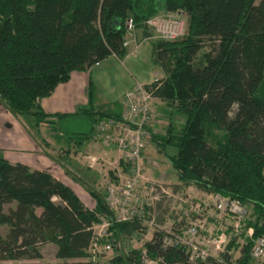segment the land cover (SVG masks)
Wrapping results in <instances>:
<instances>
[{"label":"trees","instance_id":"16d2710c","mask_svg":"<svg viewBox=\"0 0 264 264\" xmlns=\"http://www.w3.org/2000/svg\"><path fill=\"white\" fill-rule=\"evenodd\" d=\"M162 11L184 13L186 34L152 38L144 22ZM128 18L140 42L151 41L152 66L163 75L143 84L168 112L178 114L175 125L169 122L161 131L149 124L152 110L144 139L164 152L181 186L244 203L243 230L252 227L251 237L242 247L231 235L218 255L221 262L212 257L190 262L183 247L163 242V229L126 250L124 242L140 239L146 225L137 218L117 222L106 192L83 181L84 173L78 177V169L64 168L86 188L92 207L49 171L11 163L0 154V229L6 228L0 231V264H144L143 250L160 264H231V250L238 247L242 264L249 261L252 239L264 232V100L257 94L264 76V0H164L163 10L160 0H0V103L15 117L31 116L35 126L47 123L81 147L97 133L100 120L120 121L124 105L120 114L95 109L90 96L89 105L73 112L47 113L40 100L72 72L128 58ZM167 147L176 152L166 153ZM104 219L107 244L115 253L102 260L91 244L92 227ZM49 242L56 245V261L18 262L40 260V248Z\"/></svg>","mask_w":264,"mask_h":264},{"label":"built area","instance_id":"2783aa9c","mask_svg":"<svg viewBox=\"0 0 264 264\" xmlns=\"http://www.w3.org/2000/svg\"><path fill=\"white\" fill-rule=\"evenodd\" d=\"M144 24L153 31L152 38L164 40L182 37L187 30V22L180 11H162L146 19ZM126 27L131 32V37L124 42V46L128 48L127 56H129L134 54L139 43L134 37L135 27L131 18L127 19ZM153 99L151 87L147 88L145 84L135 81L124 94L122 119L120 121L111 118L102 119L96 127L97 136L104 138L108 143H114L120 158L128 167L126 175L118 181H108L105 188V200L117 222L135 218L142 219L144 222L146 219L144 206L148 203L140 198L138 193L140 186L145 185L149 195L156 193L151 196L152 198L158 199V194H167L162 179H153L144 171L143 126L152 117ZM210 196L214 198L213 204L211 202L210 204L196 203L191 207L194 217L188 219V225L180 232L176 228L175 233L165 230L163 242L167 245L183 247L190 262L205 261L209 257L221 262L218 255L224 252L231 235H237L240 240L242 236L251 237L253 233L251 227L243 230V220L248 215V209L244 203L220 195ZM212 219L216 229L214 233L210 232L208 227ZM148 224L150 227L156 226L154 218H151ZM101 225L108 227L109 222L104 219ZM97 239L98 235L94 237L93 246ZM249 254L250 258L246 264H264V232L252 239ZM240 256L234 257V262L231 264H242ZM141 259L144 264H160L159 260L149 258L145 250L142 252Z\"/></svg>","mask_w":264,"mask_h":264},{"label":"rangeland","instance_id":"374dc122","mask_svg":"<svg viewBox=\"0 0 264 264\" xmlns=\"http://www.w3.org/2000/svg\"><path fill=\"white\" fill-rule=\"evenodd\" d=\"M258 1V0H257ZM160 7L163 10L164 8V0H160ZM182 13V12H181ZM183 18L185 21L186 15L182 13ZM131 37V36H130ZM141 38H137V42L140 41ZM143 43V44H142ZM142 46L136 50L135 57L132 56L129 58V60H117L112 59L109 61H100L96 64H94L91 67V75H93V78L95 80V86H97V91H99V104L101 105V108L105 110H110L113 112H118L121 109L120 106V97L125 91V89L128 87L130 82H133L134 80L138 81L139 83H146L145 80L149 79L151 77L152 80L156 79L159 80L162 75L161 70L157 66H152L151 62V41L146 40L142 41ZM148 82V83H149ZM257 94L264 100V77L261 81L259 88L257 89ZM124 96V95H123ZM165 105L164 103L158 101V100H152V107L156 109L157 115L160 114L159 119H154L149 124L151 126L156 125V127L164 131L165 125H167L169 122H172L175 125L176 122V116H178L177 113H170L167 109L161 110V107L163 108ZM166 113V114H165ZM170 114V115H169ZM183 115L179 114V117ZM20 118L24 119L26 123H28L31 126V130L35 127L34 118L31 116H21ZM162 124H157V123ZM33 126V127H32ZM158 129H154L157 133L159 132ZM35 130L38 131L36 128ZM58 135V141L60 140V133L54 132ZM41 134V133H40ZM40 134L38 136H40ZM155 146L150 143L149 137L145 138V148L144 153L147 155L146 159L149 165L154 167L153 169L148 166V164L144 165V171L145 174H147L149 177L153 179H162L163 186L165 187V190L167 191V194H158L157 198H152L151 196H154L156 193L148 194L147 188H145V185L140 186L138 188V193L140 195V198L142 201L147 202L148 205H145V217L144 224L146 225L145 231L143 232L140 239L133 238L129 241L124 242V248L130 249V248H139L142 246L143 241L148 238H151L152 233L155 229H163L169 230L171 232L175 233V228L179 229L177 230L180 232L184 227L188 225V219H192L194 217V212L192 211L191 207L196 203H204L213 204L214 198L213 196H207L202 191L196 189L193 186L189 187H182V188H176L175 187V180L176 175L173 171L172 167L170 166L169 162L166 160L164 152H159L158 150L154 149ZM148 150L149 155L146 151ZM165 152L168 154H174L176 152L175 147H167L165 149ZM143 153V154H144ZM1 154V152H0ZM122 159V158H120ZM123 160V159H122ZM144 160V158H143ZM124 161V160H123ZM88 168V167H85ZM82 166L74 167V169H78L79 171H76V174L78 177H82V173L86 175V177H82L83 181L89 182L90 185L98 187L99 189H105L106 184L110 180L105 179V181H99L95 180L96 175L89 176V172ZM150 168L153 171H150ZM148 170V173H147ZM74 171V170H73ZM157 171V174L155 173ZM102 173V172H101ZM101 173H98L99 177L102 175ZM83 175V176H84ZM124 176V175H123ZM121 176V177H123ZM88 177V178H87ZM94 177V178H93ZM106 176H102V178H105ZM95 181L94 183H90V181ZM107 180V181H106ZM106 182V183H105ZM80 184V183H79ZM178 187V186H177ZM106 190V189H105ZM55 201H57V198H54ZM10 206H14L15 204H9ZM9 205H5V209ZM188 213V215H186ZM147 217L154 218V222L156 223V226H149ZM210 219V218H209ZM102 221L99 224L94 225L93 232L94 235H98V239L96 241L95 246L91 244V251L95 252V255L98 258H101L102 260L110 258L114 253V249H109V246H106L108 243V237L110 235V232L108 231L107 226H102ZM210 232L214 233L215 226L213 219L211 220L210 225L208 224ZM252 228V227H251ZM2 233L6 232V228L2 227L0 229ZM253 231V229H252ZM230 238V237H229ZM246 237L242 236L239 240V238L236 239L238 243L241 244L243 247L244 239ZM103 241V242H100ZM93 243V242H92ZM109 245V244H108ZM93 247V249H92ZM41 253L42 258L39 259H19L18 262L20 263H31V262H42V261H56L55 252H56V245L54 243H46L41 246ZM233 252V257H238L241 255L242 248L238 247L236 249L231 250Z\"/></svg>","mask_w":264,"mask_h":264},{"label":"crops","instance_id":"0c3cea01","mask_svg":"<svg viewBox=\"0 0 264 264\" xmlns=\"http://www.w3.org/2000/svg\"><path fill=\"white\" fill-rule=\"evenodd\" d=\"M134 37L136 40L138 37L140 38V32H135ZM138 43L140 44L141 42L139 41ZM134 54L129 55L125 60H129L132 56L135 57L136 55ZM117 60L120 62V59ZM95 80L93 75H91V70L72 72L67 82L57 85L51 95L40 100V106L47 113L73 112L80 106L89 105L91 96L94 108L105 110L99 104L100 95L99 91H97V86H95ZM149 80H151V77L144 82L148 83ZM132 83L130 82L125 91L131 87ZM125 91L120 97L121 109L118 112L105 111L120 114L123 109L122 99ZM154 100L162 102L158 98H154ZM152 110L154 113L153 117L157 118L156 109L152 107ZM161 110L165 111L166 108L161 107ZM32 122L34 123V121ZM157 124L162 123L160 121ZM36 128L38 131L35 130ZM31 129V126L24 119L15 117L0 103V152L2 156L11 163L18 162L29 166L31 169L49 171L53 176L68 184L85 206L92 207L94 205L93 198L84 186L66 174L64 168L74 173V167H88L85 169L90 173L89 176L96 175L95 180L98 184L100 180L105 181L107 178L110 181H118L121 176L127 174L128 167L120 159L114 143H108L104 138L98 137L97 133L78 148L66 141L62 136L59 137L60 140L58 141V135L54 133L47 123H40L33 130ZM39 134L40 136H38ZM154 149L157 150L156 147ZM148 150L150 149H146L147 153L149 152ZM146 157L147 155L144 153V163L148 164ZM148 166L152 169L154 168L149 164ZM152 169L150 171L154 170ZM98 173L102 175L99 177ZM155 173L157 174V171ZM102 176L106 177L102 178ZM175 184L176 188L183 187L177 181V178ZM101 190L104 193L106 192L105 189ZM207 196L210 195L207 194Z\"/></svg>","mask_w":264,"mask_h":264}]
</instances>
